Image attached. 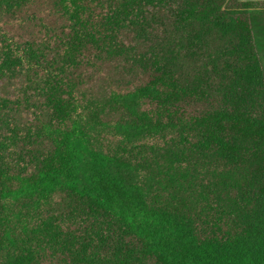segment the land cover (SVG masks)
<instances>
[{
  "label": "trees",
  "instance_id": "obj_1",
  "mask_svg": "<svg viewBox=\"0 0 264 264\" xmlns=\"http://www.w3.org/2000/svg\"><path fill=\"white\" fill-rule=\"evenodd\" d=\"M257 8L0 0V264H264Z\"/></svg>",
  "mask_w": 264,
  "mask_h": 264
},
{
  "label": "rangeland",
  "instance_id": "obj_2",
  "mask_svg": "<svg viewBox=\"0 0 264 264\" xmlns=\"http://www.w3.org/2000/svg\"><path fill=\"white\" fill-rule=\"evenodd\" d=\"M254 14H256L255 16L259 19H261L262 21H264V9L261 8H257L256 10L252 11ZM263 49V50H262ZM261 49V60L263 62L264 65V44H263V48Z\"/></svg>",
  "mask_w": 264,
  "mask_h": 264
},
{
  "label": "crops",
  "instance_id": "obj_3",
  "mask_svg": "<svg viewBox=\"0 0 264 264\" xmlns=\"http://www.w3.org/2000/svg\"><path fill=\"white\" fill-rule=\"evenodd\" d=\"M243 1H250V2H264V0H243ZM256 15V14H255ZM264 24V21H263Z\"/></svg>",
  "mask_w": 264,
  "mask_h": 264
}]
</instances>
